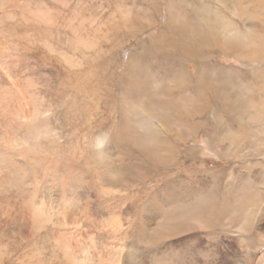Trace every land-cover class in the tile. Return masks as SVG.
I'll use <instances>...</instances> for the list:
<instances>
[{
    "label": "rangeland",
    "instance_id": "1",
    "mask_svg": "<svg viewBox=\"0 0 264 264\" xmlns=\"http://www.w3.org/2000/svg\"><path fill=\"white\" fill-rule=\"evenodd\" d=\"M171 3L198 33L182 27L171 36ZM217 21L240 35L258 36L259 57L209 47ZM193 36L196 53L189 56L181 45ZM148 74L167 88L150 95ZM208 80L218 90H207ZM222 93L250 107L243 117L252 121L244 130L232 109L222 108ZM166 96L210 104L183 114L184 132L193 136L181 135L177 173L170 165L138 164L142 154L129 142L154 141L158 131L162 144L163 136L172 139L173 109H161ZM196 123L200 130L193 131ZM228 131L232 135L223 139ZM101 134L112 140L107 155L91 148ZM102 169L120 180H102ZM164 189L178 191L183 202L210 193L217 210L243 213L241 220L225 217L208 240L216 252L229 244L236 263L264 264V0H0V264L62 262L50 248L53 229H65L56 224L61 212L77 219L82 250L89 246L88 222L103 252L122 250L132 233L141 234L139 222L129 225L128 216L116 231L105 215L124 202L135 218ZM104 190L129 195L109 201L108 209L107 202L96 201ZM41 215L50 220L38 228L32 222ZM89 216L93 221L85 222ZM140 245L141 254L163 246ZM189 250L187 258L166 264H203L190 262ZM213 259L221 264L217 255Z\"/></svg>",
    "mask_w": 264,
    "mask_h": 264
},
{
    "label": "bare ground",
    "instance_id": "2",
    "mask_svg": "<svg viewBox=\"0 0 264 264\" xmlns=\"http://www.w3.org/2000/svg\"><path fill=\"white\" fill-rule=\"evenodd\" d=\"M168 15V20L170 25H172L173 31L171 32V36L178 37L176 29L182 27L191 34H193L194 31L198 33V31L194 30L195 27L193 26V23L187 18H184L182 11L179 9V5H174L173 3L169 4ZM225 23L226 22L223 21H217L215 26H218V28L214 31H211L212 34L209 35L208 46L214 48L218 47L220 50H229L231 53L238 52V54L241 56L247 53L252 59L258 58L261 47V41L259 37L251 32H247L245 35H240L236 31L233 32L231 29L223 27ZM192 39L195 40L194 36L189 37V43H184V45H181L182 50L184 51L183 53L189 56L196 53V46L192 45ZM252 45H254L253 47H256L255 51L251 50ZM134 71L138 72L137 69ZM145 72L146 74L148 73L147 71ZM145 78L151 80L150 95H158L160 92H162L163 88H167V85H163V83L158 84V81H156L153 76L151 78L149 74L146 75ZM205 85L206 89L209 91L218 90V86L213 81L208 80ZM173 88L179 90L177 84H175ZM214 94L217 97L216 92ZM219 102L221 103L223 109L230 108L233 110V112L231 110V115L233 117H237L233 118L237 123L243 122V124L240 126L242 130L249 126L248 123H250L252 120L249 118L245 119L243 117L246 108H250L247 103H244L239 99L232 100L226 93H222L221 98L219 97ZM168 105L173 109V116H171L172 119L170 123V128L172 129L171 131L173 135L172 139L169 136L171 139L170 141H166L165 136H163L164 144H162L158 140L157 135L160 134L158 131V134H154V141L148 140L146 142H140L137 139H132L129 142L133 143L134 148L142 154V160H140L141 162H138V164L146 162L143 160H148L153 165V167L157 169L166 167L168 168L170 165V167L174 168V171L177 173L179 170H181L183 165V161L181 159V153L183 151L181 135L189 138L193 136L192 133H188L189 130L188 132H184V124L182 121L183 114L192 116L195 113L206 110L210 104L208 102L205 103L202 100L185 103L182 98L177 96L170 99L167 97L161 104V109H163L165 112ZM199 124L197 125L196 123L192 126L193 131L198 129L200 130L201 124ZM143 126L146 129L148 128V125L144 124ZM150 134H152V131H150ZM229 135H232L231 131H228V134H226L223 139L227 138ZM97 137L98 138L93 141L91 145L92 150L96 151L97 153L103 151L104 154H109L107 150L104 149H106L108 145L111 144V138L105 134H101ZM231 141L234 143L232 139ZM135 164L137 163H134L133 165ZM100 178L109 184H116L120 180L118 179V174H109L104 169L101 171ZM118 194L120 193H117V195ZM99 195L101 199L96 198V201H100L102 203L107 202V204H109L111 203L109 201L128 197L129 194L123 193L124 196L120 194L116 197V195L114 196L110 190H104V193H100ZM178 196H180L178 191H170L169 189L162 190L160 194L152 195L151 199L143 205L142 210H140V213L137 215L138 218H134V216L128 213V205L124 202L117 211L110 213L109 215L106 213V217H111V225L115 227L116 231L123 227V223L125 222L124 220L127 219L128 216L131 219L129 220V225L134 223V219H137L139 222L141 234H138V232L137 234H135L136 232L134 234L132 233L130 235V241L125 244L126 247H124L122 250H105L106 252H103L102 247H99L96 243L94 244L93 237L90 233L94 224L93 222H88L93 221L90 216L85 220V222H88L89 224L84 225V235H88L87 238L89 239L86 241L89 242V246L85 244L86 247L84 246V249L82 250L78 245L77 237L79 235L77 233V229L79 228L77 226V219L69 213H58L56 224L58 223L60 227L62 225L65 229L61 232L60 230L58 231L55 229L52 231L53 243L50 245V248H54L52 251L54 254V259H57V256H61L63 261L57 262L59 264H146L147 260H154L155 264H166V261L170 259L172 262L178 263L181 260L187 258L188 250L190 249L189 251H191V257L189 261L192 263H195V259H203L201 260L203 261V264H215V259H213V255L215 254L217 255V260L221 264H246L245 261L237 263L234 261L232 249L229 244H225L222 250H218L217 248L216 252L214 250V248H216L215 243L208 240L209 236L212 237L214 235L215 227L217 228V226H220L219 224L223 223V219H225V217L232 218L238 215L240 219V214L243 213L238 212V214H235L230 213L229 210H217V208H215V206H217V198L212 196L210 193L206 194L204 197L199 196L191 199L188 198V200L185 202H183L182 199L179 200ZM110 206L111 204H109L108 209ZM38 215L39 212L37 211V217ZM39 218V221L32 222L34 225L38 226V228L50 220L48 216L45 217L44 215H41ZM240 223H243L242 225H244L247 230H250L249 223L246 224L243 220ZM72 225L74 226L73 228ZM65 226H67V228ZM106 231L107 230L105 226L100 232L104 233ZM197 231L204 233V237L202 236V239L198 234H194ZM187 234L194 235H191L190 237L188 235V237L183 238V240L175 241V238L178 239L180 236ZM114 235H116V233ZM142 242L149 243V245L159 244V246L160 244H163V246L152 249V251L148 254H141L144 253V250L140 245ZM202 255L204 258H202Z\"/></svg>",
    "mask_w": 264,
    "mask_h": 264
}]
</instances>
